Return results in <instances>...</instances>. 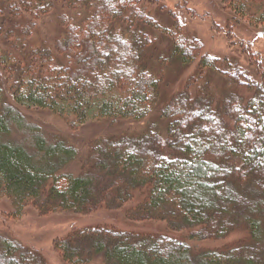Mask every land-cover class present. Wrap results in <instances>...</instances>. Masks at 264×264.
Listing matches in <instances>:
<instances>
[{
	"label": "trees",
	"instance_id": "obj_1",
	"mask_svg": "<svg viewBox=\"0 0 264 264\" xmlns=\"http://www.w3.org/2000/svg\"><path fill=\"white\" fill-rule=\"evenodd\" d=\"M220 2L233 9L228 35L242 19L264 32V0ZM49 14L58 17L61 36L53 48L33 45L38 21ZM202 48L157 0H0V198L18 215L29 204L41 214L104 209L166 226L73 228L55 243L69 264H264L263 62L251 70ZM198 59V73L160 102L167 77ZM210 73L249 92L246 104L237 90H218ZM23 108L49 110L74 127L147 125L91 141L75 175L67 168L79 149L46 135ZM240 229L247 237L218 248L196 249L188 240H220ZM183 231L187 238L178 237ZM30 263L49 264L0 233V264Z\"/></svg>",
	"mask_w": 264,
	"mask_h": 264
},
{
	"label": "rangeland",
	"instance_id": "obj_2",
	"mask_svg": "<svg viewBox=\"0 0 264 264\" xmlns=\"http://www.w3.org/2000/svg\"><path fill=\"white\" fill-rule=\"evenodd\" d=\"M157 1L179 15L183 21L185 33L195 35V37L202 41L203 54L215 55L221 59H234L240 62V64L250 67L251 70L254 69V66L251 65L259 63L260 66L261 62H263L262 67L264 68V32L261 28H256L242 19L233 29L231 35L234 39H231V35H228L229 33L226 29L228 19L230 21L232 18L233 9H226L220 0ZM187 9H191L194 13L190 14ZM163 23L167 24L169 22L164 21ZM231 27L234 26L231 25ZM61 33L62 27L59 24L58 17H56V14H49L38 21L31 42L33 45L43 44L53 48L56 39L61 36ZM240 40L250 46V57L240 47ZM198 64L199 59L189 67L181 69L173 74V76L167 77H171L169 79L170 84L163 86L161 94L162 100L160 102H167L172 96L178 93L189 77L198 73ZM208 72L210 71L206 73ZM209 75L213 80L212 82L215 85H219L216 86L218 90L224 89L225 87H228L226 89L237 90L240 96L242 95L244 97L242 103L246 104L245 99L250 96L249 92L244 89L234 88L231 85L224 86V81L219 78H222L220 73H210L207 76ZM204 78L206 77L202 76L199 79V84H201ZM3 97L8 98V102H12L6 91L3 93ZM1 105L0 101V109ZM22 110L29 121H33L43 128L46 135L63 137L79 149L80 157L67 168L68 172H72L75 175L80 172L82 161L86 157L87 147L91 141L112 133H134L142 131L147 125L146 120L141 122L131 120H118L116 122H112L111 120H98L74 127L64 117L49 110L36 108H23ZM158 113L155 112V116L153 115L152 119L157 120L163 125ZM247 117L252 119V116L250 114L248 115V113ZM102 224H110L122 229L142 232H164L166 230V226L162 222H132L125 218L122 211L104 209L87 214L68 211L41 214L36 207L29 204L18 215L15 213L11 201L8 198H0V233H6L24 245L40 251L49 264H69L63 259L61 251L56 248L55 243L58 238L65 236L73 228ZM177 234H179L178 237L180 238H187L188 235L186 231ZM247 235L245 229H240L220 240H188L196 249H212L236 242L247 237ZM93 264H101L100 259L95 260Z\"/></svg>",
	"mask_w": 264,
	"mask_h": 264
}]
</instances>
